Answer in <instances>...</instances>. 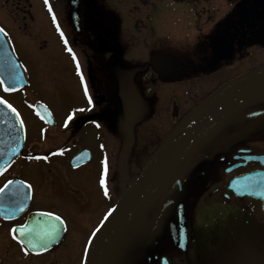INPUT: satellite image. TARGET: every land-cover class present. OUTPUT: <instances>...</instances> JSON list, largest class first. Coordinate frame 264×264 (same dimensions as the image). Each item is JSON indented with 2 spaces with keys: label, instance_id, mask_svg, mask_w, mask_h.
<instances>
[{
  "label": "flooded vegetation",
  "instance_id": "af4514ba",
  "mask_svg": "<svg viewBox=\"0 0 264 264\" xmlns=\"http://www.w3.org/2000/svg\"><path fill=\"white\" fill-rule=\"evenodd\" d=\"M40 1V9L19 0L12 7L20 13L22 34L41 41L37 49L30 41L24 47L38 56L61 48L69 58L71 52L86 75L89 101L84 117L58 121L44 103L52 124L35 111L34 119L23 120V152L0 175V189L22 179L30 186V200L12 218L1 213L14 209V198L0 202V264H72L71 253L84 251L120 197L193 117L218 93L264 69V0L181 6L185 18L200 26L203 51L187 65L192 74L172 72V83L143 66L148 83L143 87L136 75L141 45L172 32L175 20L163 4L168 0H135L126 11L122 7L134 17L127 25L111 24L107 6L98 10L93 0H77L76 7L71 0L69 5ZM55 10L62 13L61 29L53 24ZM4 35L28 75L23 46ZM110 68L118 77L114 88ZM77 98L63 103L74 110ZM52 129L61 138H50ZM83 149L89 151L87 161L71 165ZM19 161L26 178L19 174ZM15 193L22 191L10 195ZM33 212L54 214L62 224L47 229L38 224L26 238L18 236L15 229ZM95 264H264V94L204 127L152 177L103 239Z\"/></svg>",
  "mask_w": 264,
  "mask_h": 264
},
{
  "label": "rangeland",
  "instance_id": "374dc122",
  "mask_svg": "<svg viewBox=\"0 0 264 264\" xmlns=\"http://www.w3.org/2000/svg\"><path fill=\"white\" fill-rule=\"evenodd\" d=\"M16 1L18 0H0V29H3L4 33L8 32L10 42L13 45L20 44L23 46L25 50L24 56L27 57L26 60L29 69L28 75L26 74L29 78V86L18 90L15 94L11 95L5 94L0 86V95L5 97V99L21 113L25 122L31 118H35L31 106H33V103L36 100H40L49 106L58 121L63 120L65 117H84L87 103L89 101V90L85 73L77 64L75 56L72 55L71 52H68L69 58L65 57L62 55L61 48L58 49L56 53L46 56L35 55L31 49V53H28V49L24 47L27 45V41H30V44H32L35 49H37L41 41L40 38L33 36L29 37L25 36L26 34L24 33L22 34L23 28L20 13L14 12V9L12 8L13 5L16 4ZM19 1L20 4H31L32 8L38 7V9H40L42 4L40 0ZM69 1L70 0H59L58 4L69 5ZM181 1L182 2L179 4L172 3V0H168V3L163 2V4L169 5V14L172 15L175 20V23L170 27V29L172 28V32L171 30H166L164 37L141 45L142 56L139 58L140 62L136 63V65H139V68H141V71L136 74H140L141 76V87L147 83L142 78L145 73V71L142 70L143 66H146L149 70L156 71L162 75L164 82L172 83L174 82L172 78L175 76L172 72L183 74V71H185L187 74H192V68L187 65L189 62H197L199 54L203 51L204 46L199 38L202 35L200 26L198 23L192 24L193 22L190 18H185V15L178 9L187 4L210 7L217 6L225 2V0ZM93 4L98 7V10H101L104 5V8L107 6L111 24L116 21L119 24L124 22V25H127L129 22H133L134 20L132 14L122 13L121 9L122 7H125L124 10L126 11L128 6L135 4V0H93ZM168 9L169 8H167L166 11H168ZM55 14L56 18L53 24L56 28L61 29L62 24L60 22V15L62 16V13L55 10ZM121 14L123 15V18ZM201 16L203 21H205L207 14L204 13L203 15L201 14ZM45 21L46 23H44L50 30L51 27L46 16ZM137 26L143 27V21ZM128 48L129 46L127 45V49ZM14 52L18 54L15 48ZM136 53L138 54L137 51ZM108 74L110 87H116L118 85L117 74L114 73L112 68L109 69ZM96 75H98L97 72ZM105 77L108 78L107 74H105ZM77 95L79 97L80 105L74 110L71 109L69 105L63 103L64 101L67 103L72 101L73 103H77ZM111 95L112 94H110V96ZM117 115L118 114H115V116ZM50 132H54L53 134H55L50 138H61V136L57 134L59 131H54L52 129ZM82 143L81 139H79L78 145H81ZM19 164V174L26 178V168L22 165V161H19ZM86 236L87 233L84 238H86ZM64 255V253L60 254L61 257ZM83 255L84 251H82V249H80L79 252H72L70 255L73 258L72 264H81Z\"/></svg>",
  "mask_w": 264,
  "mask_h": 264
},
{
  "label": "water",
  "instance_id": "95a60500",
  "mask_svg": "<svg viewBox=\"0 0 264 264\" xmlns=\"http://www.w3.org/2000/svg\"><path fill=\"white\" fill-rule=\"evenodd\" d=\"M77 6V0L71 2ZM77 10L74 11V20L79 23ZM0 81L6 92H13L28 85V81L18 61L13 56L7 41L0 31ZM264 94V69L248 75L222 92L218 93L205 105L181 131L144 169L138 180L121 196L115 207L110 211L105 220L92 235L85 251L83 264H95L96 255L103 239L122 217L133 202L141 195L145 186L152 177L177 153H179L204 127L214 122L225 113L234 110L240 103L260 97ZM35 110L48 122L49 110L40 102L34 105ZM24 142V127L18 113L0 99V174L4 172L21 154ZM88 151L82 150L75 155L72 165H79L88 158ZM183 177L174 185L171 194L179 187ZM0 191V202L8 196L13 197L14 209L9 207L1 213L3 217H16L24 211L30 199V187L19 179L8 181ZM22 191L10 195L12 191ZM11 206L12 203L8 201ZM59 218L45 212L30 213L23 226L19 229V236H28L32 229L42 224L45 229L49 228ZM51 228V227H50Z\"/></svg>",
  "mask_w": 264,
  "mask_h": 264
},
{
  "label": "snow or ice",
  "instance_id": "6c2138e0",
  "mask_svg": "<svg viewBox=\"0 0 264 264\" xmlns=\"http://www.w3.org/2000/svg\"><path fill=\"white\" fill-rule=\"evenodd\" d=\"M0 31H3V29H0ZM3 81H0V83H2ZM9 107H11L10 105H9ZM69 119H71V117H69ZM101 183H103V181H101ZM0 191H5V190H0Z\"/></svg>",
  "mask_w": 264,
  "mask_h": 264
}]
</instances>
